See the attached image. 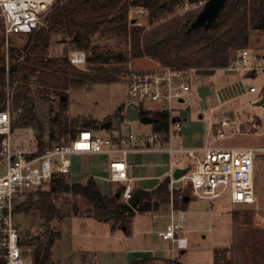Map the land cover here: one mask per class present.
Masks as SVG:
<instances>
[{
  "label": "rangeland",
  "instance_id": "1",
  "mask_svg": "<svg viewBox=\"0 0 264 264\" xmlns=\"http://www.w3.org/2000/svg\"><path fill=\"white\" fill-rule=\"evenodd\" d=\"M58 2L60 0H56L55 4ZM192 4L185 0L180 5L156 16L151 15V12L147 10L146 15L137 19L140 25L130 23L125 31L100 30L93 34L92 44L98 46L102 53L105 54L108 51L115 56L111 64L103 65V67L109 70L117 80L110 84L90 83L76 90L69 89L66 91V96H62L64 101L61 100L59 91L53 93L51 102H41L36 99V108L41 118L46 121L47 128L54 131L64 122L85 118L97 122L98 128L91 130L101 139L115 136L118 132L140 134L151 130L150 125H143L139 121L129 122L125 117V109L120 110V107L136 102L128 94L129 70H151L159 66L149 57L134 58L132 56L131 49L135 44L133 39L139 38L151 28L173 17L195 14L197 10L193 9ZM37 32L12 36L6 40L0 30V67L5 68L4 72L0 70V73L5 74L3 82L0 80V87L3 86L5 101H8V104L13 83L8 79L7 72L11 66H16L23 61L31 43L30 36L34 37ZM72 52L76 51H72L68 37L64 34L50 35L47 59L69 58ZM248 53L259 58V63L253 60L249 63V66L255 69L253 75L243 71L236 72L239 74L236 77L233 76V72H225L223 69L216 70L211 75L189 72L191 90L184 95L183 104H175V108L180 109L182 116L186 117L181 135H187L188 142H191L194 134L201 133V143H204L209 127L224 117L230 120H245L263 114V109L256 107L255 103L264 94V27L251 33ZM85 60V64L76 68L86 70L89 67H95L89 66L86 55ZM250 88H254L255 92L250 93ZM226 93L231 94V99L230 95L228 99L225 98ZM3 106L4 103L1 107ZM9 110L11 124L15 114H12L10 105ZM117 114L120 118H117ZM178 114L175 112V115ZM106 122H111L110 127L101 129V125ZM81 129L79 125L77 132ZM12 133L14 145L17 148L24 151L37 149L32 129H15ZM177 143L178 140L173 142L172 146H177ZM212 146L217 148L264 147V137L234 136L226 140L214 141ZM196 156L202 158L201 153H196ZM92 157L74 159L72 163L74 173L72 176H66V182L82 183L89 175L106 177L105 156ZM172 159L174 161L181 159L185 168H192L195 165V160L187 154L176 155ZM145 163L147 162H143ZM99 185L104 189L106 187L103 183ZM176 186L180 189H173L172 193L169 186V206L175 190L189 191L188 186L183 188V181L176 183ZM254 188L256 201L251 206H232L228 193L214 200L191 198L186 211L183 212L180 234L186 238L188 247L181 254V250L171 243V256L178 257L184 264H213L216 251H227L226 258L231 259L232 264H244V258L249 253L252 230H264V153L258 154L256 158ZM39 189L46 191L47 185ZM29 193L19 195L15 199L16 209L26 203ZM52 199L59 211V216L50 223L48 230L60 234V238L54 242L50 250L52 264H77L81 261L82 255L90 253H97L102 264H126L129 262L126 251L145 253L152 248L155 249L156 245L162 241L160 232L164 231L169 224L170 210L168 206H165L155 215L150 212L136 215L129 223L127 235L123 229L112 230L111 222L95 221L90 215V205L80 196L56 194ZM36 200L37 195H34L32 201ZM233 212L239 215L235 222L231 217ZM16 213L13 223L20 230L22 237L32 245L45 242L46 229L39 213L32 207L27 211H16ZM245 216L252 217L250 226L246 224ZM169 248L165 247V249Z\"/></svg>",
  "mask_w": 264,
  "mask_h": 264
},
{
  "label": "trees",
  "instance_id": "2",
  "mask_svg": "<svg viewBox=\"0 0 264 264\" xmlns=\"http://www.w3.org/2000/svg\"><path fill=\"white\" fill-rule=\"evenodd\" d=\"M185 0H60L54 5L47 17V24L35 35L30 36V45L23 61L8 74L13 83L9 105L15 118L11 120V130L29 128L34 131L37 152L42 153L48 146L65 142L73 138L78 126L82 129H97V122L91 119H74L64 122L57 130L47 128L36 101L51 102L53 93L66 96L69 89H79L90 83L110 84L117 78L110 74L103 65H109L115 56L107 51L102 53L91 42V36L98 31H125L129 24L127 13L129 7H141L160 15L162 12L180 5ZM195 3L199 0H187ZM201 9L195 14L176 16L158 24L139 38L133 39L132 56L149 57L161 67L178 70L194 69L199 75H211L216 70L225 68L233 54L248 49L253 31L264 27V0H228L215 22L207 29H190L189 25ZM114 15V16H113ZM143 30V29H140ZM51 34H64L69 38L72 51L85 53L89 67L81 70L70 64L68 58L47 59ZM1 40V39H0ZM96 64V65H95ZM1 68V67H0ZM247 74L253 75L254 71ZM4 73H0L3 82ZM0 82V84H1ZM37 99V100H36ZM5 103V94L0 87V108ZM143 116L153 119L150 125L154 133H166L169 120L166 113L144 112ZM118 115V114H117ZM117 118H120L118 115ZM69 136V137H68ZM2 136H0V142ZM66 176L53 178L47 184V190L29 193L26 203L18 206L16 211L34 208L40 215L46 229L45 242H37L34 247L35 264H52L51 248L60 238L59 233L49 232V225L59 216L53 203L56 194L80 196L90 205V215L97 222H111L112 230L127 229L137 214L158 211L169 205V178L162 180L158 186L145 191L136 188L128 203L121 201L122 188L114 194L105 196L101 193L95 180L90 177L84 183H68ZM37 195V200L32 197ZM188 190L173 192L174 209L185 211L190 201ZM232 220L239 215L233 212ZM248 226L252 217H244ZM29 244L30 242L26 240ZM227 251H216L213 264H232L226 258ZM244 264H264V230L253 229L250 237L249 253ZM145 260L143 264L149 263ZM162 264H178L176 260H164Z\"/></svg>",
  "mask_w": 264,
  "mask_h": 264
},
{
  "label": "built area",
  "instance_id": "3",
  "mask_svg": "<svg viewBox=\"0 0 264 264\" xmlns=\"http://www.w3.org/2000/svg\"><path fill=\"white\" fill-rule=\"evenodd\" d=\"M207 0L193 3V9H201ZM56 0H0V30L7 40L16 35L32 34L45 27L47 17ZM191 4V3H190ZM141 7H129V24L140 25L138 18L146 15ZM69 62L75 67L85 64V54L72 52ZM259 58L251 56L248 49L235 52L225 72H252L250 61ZM189 72L194 69L178 70L158 66L151 70H132L128 72V94L136 102L138 110L161 112L168 115L169 125L166 133L117 134L107 139L96 137L92 130L81 129L72 139L48 146L42 153L37 149L24 151L14 145L11 131L9 104L5 101L0 108V264H35L34 247L14 226L16 213L15 199L19 195L32 192L47 185L53 178L67 176L72 169V160L76 156H105L109 159V172L106 181L121 185V201L128 203L134 192L132 179L127 174L126 158L131 155L165 153L170 156L187 154L195 160L192 168L179 180L169 172V186L179 189L175 184L184 182L190 195L196 199L214 200L228 193L233 205L251 206L255 203L254 170L258 154L264 153V147L217 148L212 142L226 140L234 136L258 135L264 137V112L250 119L230 120L227 117L213 125L210 130V143L198 148H188L172 143L181 138L182 114L175 104L184 103V95L190 92ZM250 93L255 89L250 88ZM150 105V106H148ZM178 112V115H175ZM30 133V131H28ZM196 153H201L198 158ZM184 169L179 159L169 166ZM174 169V170H175ZM181 188V189H183ZM172 198V194H171ZM172 201V200H171ZM183 211L173 208L170 203L169 224L161 233V239L175 245L178 250H186V238L182 232ZM77 264H100L97 255L83 258ZM146 264H162L150 261Z\"/></svg>",
  "mask_w": 264,
  "mask_h": 264
},
{
  "label": "crops",
  "instance_id": "4",
  "mask_svg": "<svg viewBox=\"0 0 264 264\" xmlns=\"http://www.w3.org/2000/svg\"><path fill=\"white\" fill-rule=\"evenodd\" d=\"M237 75H239V74L233 73V76L237 77ZM226 94L227 95L225 98L229 97L228 95H230V99H231V94H228V93H226ZM224 118H226V117H224ZM182 121H183V124L186 122V117L184 115L182 116ZM215 124H217V123H215ZM215 124H212L209 127V130H208V133H207V136L205 138L204 143H201V138H202L201 133L200 134H194L191 142H188L187 135L182 134L181 138L178 140L177 146L181 145L183 147H188V148H198V147L203 146L206 143H210V141H211L209 139L210 130H211V127ZM182 128H183V126H182ZM117 134L124 135V133H121V132H118ZM93 156H96V158L99 157L97 155H93ZM83 157H92V156H76L73 158L72 163H73L74 159L83 158ZM106 161L107 162L105 163V167H104V170L106 172V174H105L106 177H102L100 175L99 176L98 175H89L84 179V181L82 183H84L88 178L92 177L95 180V182L97 183L101 193L105 196H109V195L114 194L119 188H122V187H121V185L112 184V183H109L108 181H106V179L108 178V172H109V159L106 158ZM172 161H174L172 159V156L165 154V153H154V154L149 153V154L128 156L126 158V161H125L127 164V174L132 179L131 184H132L134 190L136 188H140V189L145 190V191H151V190L155 189L162 180H164L165 178H169V172H170L171 168L174 171L175 166L174 165L171 167L169 166L170 162H172ZM143 162H147V163L143 164ZM142 168H145V169L141 170ZM142 172H144V174H142ZM73 173H74V169L72 167L71 172L68 175L72 176ZM99 183L105 184L106 185L105 189L102 188L99 185ZM190 197H191V195H190ZM191 198H193V197H191ZM172 203H173V200H172ZM166 206H168V208L170 210V206L169 205H166ZM163 207H165V206L160 207L159 210H161ZM186 209H187V207H186ZM159 210L158 211H151L150 213L155 215V213H158ZM185 211H183V212H185ZM146 213H148V212H146ZM137 215H139V214H137ZM124 232L127 235L129 234V225ZM162 232H160V234H159L160 238H161ZM171 246L172 245L170 242L162 240L161 242H159L158 245H156L155 249L152 248L151 250L145 251V253H142L143 251L142 252L131 251V250L126 251V254H128V260H129V262H127L126 264H143V262L145 260L146 261L147 260L157 261L160 263H163L164 260H176V262L178 264H184L180 261V259L178 257L173 258L171 256V253H170L171 252ZM165 247L166 248L170 247V248L165 249ZM183 251H181V254H183ZM91 255H97V253H90V254H86V255L84 254L81 256V260L83 258L89 257ZM98 258H99V256H98ZM100 264H102L101 261H100Z\"/></svg>",
  "mask_w": 264,
  "mask_h": 264
},
{
  "label": "water",
  "instance_id": "5",
  "mask_svg": "<svg viewBox=\"0 0 264 264\" xmlns=\"http://www.w3.org/2000/svg\"><path fill=\"white\" fill-rule=\"evenodd\" d=\"M228 0H207L205 5L201 8L194 21L190 23V29L198 28H209L215 20L218 18L219 13L223 10L225 4ZM16 66H12L11 71L15 69ZM2 72L5 71V68H0ZM64 101V97L61 98ZM256 107L263 109L264 111V94L262 97L255 103ZM125 109V117L129 122L139 121L143 125H151L153 119L147 116H143L142 113L138 110L137 106L133 103L127 104L125 107H120V110ZM111 125V122H106L101 125V129H108ZM188 169H175L173 171L172 177L174 180H179L187 173Z\"/></svg>",
  "mask_w": 264,
  "mask_h": 264
}]
</instances>
